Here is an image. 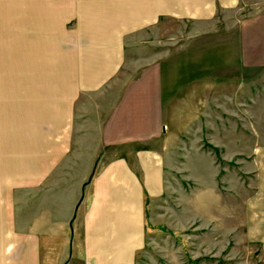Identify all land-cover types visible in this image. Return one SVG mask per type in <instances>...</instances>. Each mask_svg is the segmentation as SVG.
Here are the masks:
<instances>
[{
    "label": "crops",
    "instance_id": "crops-1",
    "mask_svg": "<svg viewBox=\"0 0 264 264\" xmlns=\"http://www.w3.org/2000/svg\"><path fill=\"white\" fill-rule=\"evenodd\" d=\"M240 2L0 0V264H136L145 201L164 193L174 130L200 118L217 74L209 70H223L224 53L202 35L173 58L149 57L143 45L130 67L137 75L124 82L127 46L162 20L212 23ZM228 45L229 61L264 66V15L239 23ZM83 96L95 108L79 115ZM115 146L132 149L139 173L127 154L95 172L96 158ZM253 166L255 190L242 219L234 201L232 221L264 258V145ZM200 204L207 208L206 197Z\"/></svg>",
    "mask_w": 264,
    "mask_h": 264
},
{
    "label": "rangeland",
    "instance_id": "rangeland-1",
    "mask_svg": "<svg viewBox=\"0 0 264 264\" xmlns=\"http://www.w3.org/2000/svg\"><path fill=\"white\" fill-rule=\"evenodd\" d=\"M259 15H264V0H241L239 10L221 13L212 23L162 20L145 38H136L135 45L127 46L125 67L118 76L124 82L137 75L130 67L144 46L149 57L173 58L195 48L187 38L202 35L208 46L219 44L218 53H224L223 70H209L217 74L208 79L207 104L202 105L200 118L174 130L176 138L166 152L164 193L145 201L147 236L136 264H264L260 248L242 237V221L238 233L236 220L232 221L233 206L239 205L242 219L244 202L255 190L253 151L264 145V66L244 69L237 56L228 59V44L235 48L239 23ZM89 104L95 108L92 98L83 96L77 113L86 114ZM76 130L79 134L86 131L82 124ZM106 149L95 160V172L109 160L127 154L132 169L139 173L132 149ZM98 150L95 148L96 153ZM71 161L70 155L64 165ZM78 174L74 172L76 178ZM205 197L207 208L200 204Z\"/></svg>",
    "mask_w": 264,
    "mask_h": 264
}]
</instances>
